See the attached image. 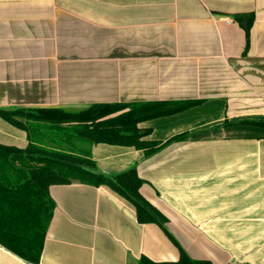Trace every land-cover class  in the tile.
Here are the masks:
<instances>
[{
  "label": "crops",
  "instance_id": "obj_1",
  "mask_svg": "<svg viewBox=\"0 0 264 264\" xmlns=\"http://www.w3.org/2000/svg\"><path fill=\"white\" fill-rule=\"evenodd\" d=\"M195 105L144 122V151L99 145V171L137 168L142 196L193 260L264 264V0H0V111ZM260 123L255 126L249 123ZM0 145L27 134L0 117ZM39 264L180 260L157 225L106 187L50 188ZM0 264H30L0 246Z\"/></svg>",
  "mask_w": 264,
  "mask_h": 264
},
{
  "label": "trees",
  "instance_id": "obj_2",
  "mask_svg": "<svg viewBox=\"0 0 264 264\" xmlns=\"http://www.w3.org/2000/svg\"><path fill=\"white\" fill-rule=\"evenodd\" d=\"M195 105L191 102L99 104L80 112L59 109L0 111V117L27 134L26 150L0 145V246L30 264H39L55 203L50 188L74 182L106 187L134 207L138 223L157 225L180 251V260L162 264H212L193 261L166 231L168 220L141 194L145 182L137 168L107 176L93 161L99 145L144 151L150 158L169 144L146 141L149 131L139 125L175 115ZM251 125H263L249 123ZM139 264H156L146 258Z\"/></svg>",
  "mask_w": 264,
  "mask_h": 264
}]
</instances>
